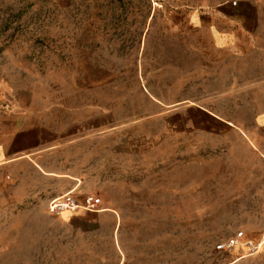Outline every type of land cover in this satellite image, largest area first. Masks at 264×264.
Listing matches in <instances>:
<instances>
[{
  "label": "rangeland",
  "instance_id": "1",
  "mask_svg": "<svg viewBox=\"0 0 264 264\" xmlns=\"http://www.w3.org/2000/svg\"><path fill=\"white\" fill-rule=\"evenodd\" d=\"M56 120L93 129L42 170L108 213L52 216L65 183L2 165L0 264H117L122 237L136 264H264V0H0V148Z\"/></svg>",
  "mask_w": 264,
  "mask_h": 264
},
{
  "label": "crops",
  "instance_id": "2",
  "mask_svg": "<svg viewBox=\"0 0 264 264\" xmlns=\"http://www.w3.org/2000/svg\"><path fill=\"white\" fill-rule=\"evenodd\" d=\"M72 1V0H71ZM86 2H97L100 0H85ZM155 10V9H153ZM85 30L95 31L99 33L97 27L88 26L85 27ZM88 31V33H89ZM97 44H101L102 42L94 43L93 41H86L85 50L89 47L91 50L93 46ZM88 57L87 66L91 67V71L88 73H94L95 71H100L101 69H96L92 67L94 64L92 63L91 54L88 53L86 55ZM80 71H77L76 74H80ZM87 73V71H86ZM87 73V74H88ZM65 105V102L61 103V106ZM66 109V107H64ZM91 121L71 124L68 122H64L63 120H56L53 123H49L47 121L39 122L34 126L27 127L26 129H22L18 131L10 142L8 149L0 148V166L6 165L10 162H14L17 160H28L35 164L46 176L54 178L55 180L61 181L65 183L68 192L77 191L80 187V176L71 175L67 172H44L42 168L47 169L42 164V160L46 156L52 155H64L67 151L71 149H75L79 147L88 132L92 131V126L89 124ZM4 159V160H3ZM67 192V193H68ZM107 211L102 210V212L97 213L98 218L101 219L107 215ZM85 227L91 226L90 223L84 217H76ZM62 222V225L66 227V229L71 232L76 233V222L67 221L66 219H59ZM73 227V230H72ZM65 229V230H66ZM73 233V234H74ZM69 241L71 239H76L77 237H68ZM135 237H133L134 239ZM135 241V240H133ZM140 241V237H136V242ZM121 247H119L121 258L117 264H136V248L135 246H131L128 244L130 242L126 237H122L120 239ZM257 244H263L260 240ZM241 247L237 248L238 251ZM249 257L242 256L241 258H236L231 264H236L242 259Z\"/></svg>",
  "mask_w": 264,
  "mask_h": 264
},
{
  "label": "built area",
  "instance_id": "3",
  "mask_svg": "<svg viewBox=\"0 0 264 264\" xmlns=\"http://www.w3.org/2000/svg\"><path fill=\"white\" fill-rule=\"evenodd\" d=\"M102 206L103 202L99 197L85 196L79 199L78 196H75V191H70L60 197L51 199L48 209L50 215L57 217L65 213L77 214L81 210L87 213L97 214L102 212ZM244 239V233H238L218 245L217 251L220 253H233ZM248 247L251 254L255 253L257 250V248L251 244Z\"/></svg>",
  "mask_w": 264,
  "mask_h": 264
},
{
  "label": "bare ground",
  "instance_id": "4",
  "mask_svg": "<svg viewBox=\"0 0 264 264\" xmlns=\"http://www.w3.org/2000/svg\"><path fill=\"white\" fill-rule=\"evenodd\" d=\"M262 242L264 241V238L261 240ZM249 244H252V242H248L247 244H246V247H248L247 245H249ZM263 245V244H262ZM262 245L261 244H256V247L257 248H261L262 247ZM239 247H241L240 245H239ZM238 247V248H239ZM249 256H251V255H249Z\"/></svg>",
  "mask_w": 264,
  "mask_h": 264
}]
</instances>
